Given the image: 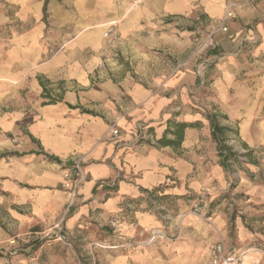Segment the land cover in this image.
I'll return each mask as SVG.
<instances>
[{
	"label": "crops",
	"instance_id": "obj_1",
	"mask_svg": "<svg viewBox=\"0 0 264 264\" xmlns=\"http://www.w3.org/2000/svg\"><path fill=\"white\" fill-rule=\"evenodd\" d=\"M229 2L245 0H48L45 17L46 0H0V243L54 229L77 157L87 181L67 232L90 237L114 220H130L135 232L160 229L145 201L125 217V200L160 186L181 197L225 182L217 157L197 160L201 174L191 170L206 145L217 153L201 105L222 126H237L246 148L264 146V0L238 10L217 36L205 78L192 63L169 79L190 53L197 19L214 29ZM111 25L116 33L105 38ZM170 121L199 127L180 146L161 147L175 138Z\"/></svg>",
	"mask_w": 264,
	"mask_h": 264
},
{
	"label": "rangeland",
	"instance_id": "obj_2",
	"mask_svg": "<svg viewBox=\"0 0 264 264\" xmlns=\"http://www.w3.org/2000/svg\"><path fill=\"white\" fill-rule=\"evenodd\" d=\"M205 24L202 18L197 19L186 59L187 66L200 65L197 74L201 79L207 76L209 66L204 61L212 53L197 52L195 39L206 37L216 28L203 31ZM177 66L169 71V79L187 67L177 70ZM199 108L206 116L215 113L202 105ZM219 122L224 123L220 116ZM230 127L225 144L232 148L237 159L229 161L228 169L221 167L225 182L218 186L207 184L206 187L214 189L189 192L170 202L169 208L166 207L169 220L160 221V229L135 232L127 226L133 222L120 220L121 226L113 228L109 223L110 231L99 229L90 237L71 234L64 228L65 242L51 229L0 243V264H213L211 250L218 243L226 246L221 264H264V146L254 150L246 148L237 126ZM200 157L203 161L214 157L219 160L217 153L206 145L191 157L194 165L191 170L196 174L202 173L203 161H197ZM202 196L207 202L204 216L190 215L194 203ZM152 231H161L170 239L178 240L159 237L152 248L140 247V239L149 243Z\"/></svg>",
	"mask_w": 264,
	"mask_h": 264
},
{
	"label": "built area",
	"instance_id": "obj_3",
	"mask_svg": "<svg viewBox=\"0 0 264 264\" xmlns=\"http://www.w3.org/2000/svg\"><path fill=\"white\" fill-rule=\"evenodd\" d=\"M260 0H245L244 3H238V2H229L225 8L224 16L221 20V22L218 24V26L206 37L204 38H196L195 42L197 44V52H210L214 54L218 51L219 43L216 40V35L218 34H226L229 32L231 25L233 22H235L238 19V10L245 7L248 4L257 2ZM116 33V26L111 25L105 32L104 36L105 38H108L111 34ZM110 60V57H107L97 68V72L94 75V78H99L102 71H104L106 67V63ZM188 60H185L183 63L179 64L177 66V70L182 69L188 65ZM111 133L113 137H120L121 133L116 128L115 125L111 128ZM16 142V140H13ZM84 163L85 158L83 157H77L71 161V166L68 168V170L65 173L64 176V184L63 188L68 194V202L64 211L63 216L60 218L59 222L55 225L54 230L56 231L55 234L57 238H59L60 241L65 242L66 237L64 236V223L67 218V216L72 212L74 207L76 206L78 196L80 194V190L82 186L87 181V175L84 169ZM145 201L148 203L150 209L152 212L161 220V221H167L169 220V211L166 208V206L161 203L156 196H145ZM206 199L202 196L199 200H197L193 207H192V213L190 215H194L198 218H202L204 216V210L206 208ZM126 209L129 211V213L134 214L136 212L135 206L133 204L127 203ZM120 220H114L110 222V225L113 228H117L118 226H121ZM154 232L158 233V236L160 238L167 239L169 241L178 240L176 239H170L165 233L161 231H152L151 236H153ZM49 234L46 236L48 237ZM226 255V246L223 243H218L212 247L211 250V256H212V262L213 264H221L223 260H225ZM233 259V258H231ZM230 259V260H231Z\"/></svg>",
	"mask_w": 264,
	"mask_h": 264
},
{
	"label": "trees",
	"instance_id": "obj_4",
	"mask_svg": "<svg viewBox=\"0 0 264 264\" xmlns=\"http://www.w3.org/2000/svg\"><path fill=\"white\" fill-rule=\"evenodd\" d=\"M44 13H45V17L48 16V0H46V4H45V9H44ZM90 113L91 112H87ZM207 120L210 123V127H211V136L213 141L216 143L217 146V156L219 157V163L220 166L223 169H228L229 168V161L231 159H237V156L235 155V153H233V150L231 147L227 146L225 144V141L227 139V133L231 131V128L229 127H224L220 124L219 122V116L218 114L214 113L212 115H207L206 116ZM199 127L198 123H177L174 121H170L169 122V134H174L175 138L172 139H166V137H164L163 139L159 140L157 142V144L161 147H177L180 146L184 140V133L187 129H193V128H197ZM170 128L175 129L174 132H170ZM165 189V186H160L156 189L150 190V191H143V193H145V196H156L157 199L163 203L166 207L169 208L170 206V202H173L174 200H177V197H173V196H168V195H164L163 194V190ZM145 196L143 198H139V199H126L125 200V206L127 203L133 204L135 206L136 211L138 210L140 204L142 202L145 201ZM146 202V201H145ZM147 203V202H146ZM148 204V203H147ZM127 217V213L129 212L124 211ZM124 217V218H125ZM159 219V218H158ZM159 221H161L159 219Z\"/></svg>",
	"mask_w": 264,
	"mask_h": 264
},
{
	"label": "bare ground",
	"instance_id": "obj_5",
	"mask_svg": "<svg viewBox=\"0 0 264 264\" xmlns=\"http://www.w3.org/2000/svg\"><path fill=\"white\" fill-rule=\"evenodd\" d=\"M158 238H159L158 233L154 232L153 236L150 237V241L148 244L155 242Z\"/></svg>",
	"mask_w": 264,
	"mask_h": 264
}]
</instances>
